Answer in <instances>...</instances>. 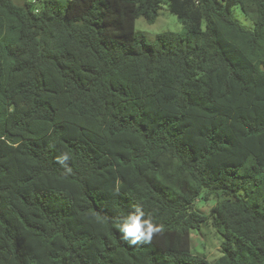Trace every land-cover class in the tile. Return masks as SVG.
<instances>
[{"label":"trees","instance_id":"obj_1","mask_svg":"<svg viewBox=\"0 0 264 264\" xmlns=\"http://www.w3.org/2000/svg\"><path fill=\"white\" fill-rule=\"evenodd\" d=\"M43 1L0 0V264H212L198 201L213 264H264V0H165L154 43L164 0Z\"/></svg>","mask_w":264,"mask_h":264},{"label":"rangeland","instance_id":"obj_2","mask_svg":"<svg viewBox=\"0 0 264 264\" xmlns=\"http://www.w3.org/2000/svg\"><path fill=\"white\" fill-rule=\"evenodd\" d=\"M69 0H44L41 5L48 3L58 7H66ZM16 3L23 5L25 0H16ZM233 17L249 30L254 29V22L250 17L246 16L240 6L232 8ZM136 31L145 35L150 43H154L159 34L165 32L182 33L184 25L177 16L169 11L167 2L164 0L159 11V16L155 23H148L144 18L136 21ZM216 201L203 202L198 201L197 209L208 215V221L200 230L192 231V251L197 255H204L210 263H214L222 256V243L224 237L221 230L214 227L212 219L209 216L210 209L216 205Z\"/></svg>","mask_w":264,"mask_h":264},{"label":"clouds","instance_id":"obj_3","mask_svg":"<svg viewBox=\"0 0 264 264\" xmlns=\"http://www.w3.org/2000/svg\"><path fill=\"white\" fill-rule=\"evenodd\" d=\"M117 226L122 233V238L131 245L149 241L154 233L160 231L150 217L145 218V213L139 206H135L134 210L124 216Z\"/></svg>","mask_w":264,"mask_h":264}]
</instances>
